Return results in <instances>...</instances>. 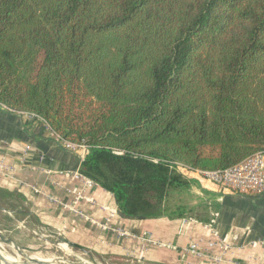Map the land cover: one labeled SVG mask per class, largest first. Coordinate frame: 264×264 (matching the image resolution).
<instances>
[{
  "label": "trees",
  "instance_id": "16d2710c",
  "mask_svg": "<svg viewBox=\"0 0 264 264\" xmlns=\"http://www.w3.org/2000/svg\"><path fill=\"white\" fill-rule=\"evenodd\" d=\"M0 110L86 145L121 215L162 216L175 163L264 149V0H0Z\"/></svg>",
  "mask_w": 264,
  "mask_h": 264
},
{
  "label": "crops",
  "instance_id": "0c3cea01",
  "mask_svg": "<svg viewBox=\"0 0 264 264\" xmlns=\"http://www.w3.org/2000/svg\"><path fill=\"white\" fill-rule=\"evenodd\" d=\"M27 146L29 150L21 162L19 158L23 156ZM0 163L13 166L15 170L13 178L0 173V188L17 191L22 198L18 211L21 212L22 209L23 213L18 215L16 227L26 229L38 240H61L77 259L88 264L119 259L128 261V264H184L176 251L155 246H149L141 262L137 263L127 256L124 249L129 247L132 250L135 243L112 236L78 216L67 213L50 202L45 194H36L29 188L20 187L18 181L30 183L43 189L44 193L67 202L70 200L67 190L81 185L80 182L43 172L42 169H74L79 166L80 161L76 152L66 151L49 139L41 122L0 110ZM180 173L188 183L186 187L194 190L199 201L195 204L200 203L198 207L194 203H188L187 206L178 203L174 207L167 205V212L156 218L121 215V224L132 231H149L157 240L180 246L190 237L202 234L201 227L193 220L206 222L216 214L221 232L228 234L236 242L243 243L250 238L264 237V192L258 195L236 192L202 179L191 171L184 170ZM87 194L99 204L116 206L114 195L103 188L87 190ZM81 207L94 217L100 219L103 216L98 206L91 207L83 202ZM202 207L207 210V216L201 214L204 216L201 217L196 212V209ZM3 209L1 211L8 216L14 212ZM9 237L19 246L30 249V246L12 235ZM232 257L239 263L264 264V247L246 245ZM230 259L233 261L231 257Z\"/></svg>",
  "mask_w": 264,
  "mask_h": 264
},
{
  "label": "built area",
  "instance_id": "2783aa9c",
  "mask_svg": "<svg viewBox=\"0 0 264 264\" xmlns=\"http://www.w3.org/2000/svg\"><path fill=\"white\" fill-rule=\"evenodd\" d=\"M16 114L26 119L41 122L46 128V134L49 139L66 151L76 152L80 162L87 155L88 147L86 145L64 140L59 134L53 131L41 117L27 112H16ZM25 149L26 150L23 151V156L19 158L21 162L24 161V156L27 154L29 146ZM174 165L179 172L184 170L191 171L200 178L206 179L222 188L256 195L264 192V149H260L240 162L224 169L192 170L179 163H175ZM79 166L74 169L54 171L42 169L47 175L55 174L62 176L68 181L81 183L80 186H73L67 190L68 194H70V200L67 202L54 195L44 193L45 191L43 189L44 192L30 183L18 181L17 184L20 187L31 189V191L36 194H45L48 200L56 204L60 209L78 216L83 221L90 223L99 230L135 243L132 250H129V247H125L124 249L127 256L135 259L137 263L141 262L149 246L169 248L176 251L184 264H246L239 263L237 259L233 258L232 256H234V253L242 250L246 245L264 247V237L250 238L243 243L231 239L228 234L221 232L216 214L207 222L193 220L194 223L196 222L199 224L203 232L202 234L190 237L184 245L180 246L175 243L157 240L146 230L132 231L127 226L121 224L122 216L117 206L99 204L93 197L87 194V190L102 187L89 177L81 174L79 172ZM14 171L13 166L0 163L1 174L13 178ZM13 182L15 183V180ZM54 183L58 184L57 182ZM83 202L89 204L91 207L98 206L103 216L99 219L87 213L81 207V203ZM230 257L233 261H231Z\"/></svg>",
  "mask_w": 264,
  "mask_h": 264
},
{
  "label": "rangeland",
  "instance_id": "374dc122",
  "mask_svg": "<svg viewBox=\"0 0 264 264\" xmlns=\"http://www.w3.org/2000/svg\"><path fill=\"white\" fill-rule=\"evenodd\" d=\"M0 196H1V199H0V232L1 234H6L7 236L12 235L13 237L17 238L20 242L24 243L25 245L30 246V249H28L27 251L28 254L35 255L43 259H49V260L52 259L50 261L52 264L54 262H55L54 264H87L86 261L77 259L71 253L67 245L63 243V241L53 240L51 238L47 240L46 239L38 240L35 236H32L31 233L27 231L26 229L21 228V227L17 228L15 222H16L18 215L15 212H12L11 216H8L5 212L1 211L3 208L8 210L10 203H7V199L5 198L6 195L2 191H0ZM164 202L166 206L168 205V206L174 207L178 203H183L187 206L189 205L188 203L192 205L193 203L195 204L196 202H199V201L196 199L195 192L193 189H190L189 186L188 187L183 186V187H177V188L170 189L168 191V194L166 195ZM12 205H14V202ZM195 205L196 207H198L200 203H197ZM196 212L201 217H204L203 215L207 216L206 215L207 210L204 207H202L201 209H196ZM6 235H3V236L6 237ZM0 244L1 246L3 245L4 255L12 254V253L13 255L16 253L21 254L22 262L26 261V259L24 258L25 257L24 254L16 250L11 244L3 243L1 240H0ZM113 263L114 264H128L129 262L119 259L118 261L112 260V261H106L104 263L91 262L90 264H113Z\"/></svg>",
  "mask_w": 264,
  "mask_h": 264
},
{
  "label": "water",
  "instance_id": "95a60500",
  "mask_svg": "<svg viewBox=\"0 0 264 264\" xmlns=\"http://www.w3.org/2000/svg\"><path fill=\"white\" fill-rule=\"evenodd\" d=\"M3 235H6V234H1V232H0V240L2 242L7 243V244H11L16 250H18L19 252H21L22 254L27 256L28 258H30V260L34 261L36 264H52L51 262L45 261L43 258H39L35 255L28 254L27 253L28 249L19 246L11 237H9L7 235L5 237ZM0 257L8 264L9 261H7V259L3 255L0 254Z\"/></svg>",
  "mask_w": 264,
  "mask_h": 264
},
{
  "label": "bare ground",
  "instance_id": "6f19581e",
  "mask_svg": "<svg viewBox=\"0 0 264 264\" xmlns=\"http://www.w3.org/2000/svg\"><path fill=\"white\" fill-rule=\"evenodd\" d=\"M40 229V228H39ZM39 231V230H38ZM44 233V232H43ZM46 234V233H45ZM4 243V242H3ZM7 244V243H6ZM9 249V248H8ZM3 245L1 246V244H0V254L1 255H3L6 259H7V261H9L8 262V264H36L34 261H31L30 260V258H28L27 256H25L24 258L26 259V261H23V262H25V263H23L22 262V256H21V254H14L13 255V253L12 254H3ZM10 252V251H9ZM14 252V251H13ZM45 261H47V262H50L51 260H49V259H44ZM55 263V262H54ZM53 263V264H54ZM0 264H7L1 257H0Z\"/></svg>",
  "mask_w": 264,
  "mask_h": 264
}]
</instances>
